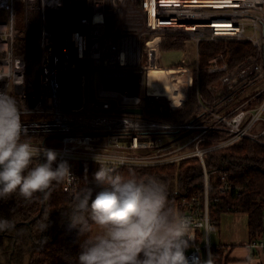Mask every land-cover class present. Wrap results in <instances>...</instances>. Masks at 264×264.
<instances>
[{
    "label": "built area",
    "instance_id": "2783aa9c",
    "mask_svg": "<svg viewBox=\"0 0 264 264\" xmlns=\"http://www.w3.org/2000/svg\"><path fill=\"white\" fill-rule=\"evenodd\" d=\"M16 1L0 0V46L5 48L11 44L15 49ZM22 1L36 18L26 33L28 51L22 55L15 51L23 66L22 73H17L23 75V85L10 91L28 111L22 117L25 138L55 151L56 164L66 161L69 165L73 178L71 183L62 181V191L76 193L88 185L87 168L92 164L94 176L102 164L119 173L123 168L198 156L203 166V195L183 199L179 213L191 220L194 231L185 251L188 264L212 261L214 245L209 237L216 226L210 203L218 201L229 184L224 181L218 194L210 198L212 186L203 156L242 136L258 139L264 135V125L257 133L251 131L256 123L264 122V101L252 110L235 111L230 121L218 119V124L206 125L203 132L191 137L192 124L205 119L211 108L204 106V112L191 121L155 116L170 114L183 105L188 61L185 56L173 71L152 73L145 40L153 34H184L196 49L205 41L249 42L257 55L238 66L230 68L222 53L209 58L207 64L210 73H221L209 89L231 90L241 84L239 89L246 90L264 79V0ZM6 84V80L0 81V89ZM163 92L165 95L159 94ZM210 130H226L228 137L199 146ZM247 248L255 258L250 264H264V216L262 229L250 237Z\"/></svg>",
    "mask_w": 264,
    "mask_h": 264
},
{
    "label": "trees",
    "instance_id": "16d2710c",
    "mask_svg": "<svg viewBox=\"0 0 264 264\" xmlns=\"http://www.w3.org/2000/svg\"><path fill=\"white\" fill-rule=\"evenodd\" d=\"M24 16L23 1L17 0L14 7L16 30L21 28ZM188 41V36L184 34L149 36L145 40L149 71L156 74L173 71L178 63L164 66L159 54L161 51L184 50ZM23 47L24 40L17 34V55H22ZM218 53L224 55L232 68L244 59L256 56L257 49L249 42H201L198 49L199 68L188 66V89L183 105L170 114H156V117L176 122L191 121L204 112V106H215L225 97L220 95L213 99L208 88L221 76V73H210L207 68V60ZM240 86L241 84L234 86L228 93L237 91ZM263 100L264 92L257 97L258 103ZM233 115L231 113L228 117ZM259 122L263 128L264 122ZM221 125L225 123L221 122ZM256 129L253 126L251 131L256 132ZM205 136L207 139L201 141L199 146H209L222 140L228 137V132L210 130ZM260 139L264 140V137ZM193 146L194 144L191 145ZM203 157L212 186L210 198L218 194V186L224 181L229 184L226 192L220 194V199L210 203V216L215 226L219 225L220 215L224 212H246L252 237L263 227L264 145L242 136L226 146L208 151ZM40 162H44V159ZM53 167H56V162ZM94 169L93 164L87 168L91 182L76 193H65L62 191V182H53L47 190V196L45 193H36L29 201L17 191L7 199H0V218L8 219L13 225L10 230L0 231V264H78L81 245L91 238L93 224L89 221V231L81 234L78 228L70 227L69 217L77 203L78 193L87 188H92L94 192L99 190L93 176ZM119 173L125 177L135 175L138 178H158L167 187L169 203L174 211H181L180 202L183 199L203 195V166L198 156L157 166L123 168ZM46 223L48 227L43 230L41 226ZM230 250L226 245H214L211 250L212 264H229L232 259ZM247 260H250L249 257Z\"/></svg>",
    "mask_w": 264,
    "mask_h": 264
},
{
    "label": "clouds",
    "instance_id": "9594fccd",
    "mask_svg": "<svg viewBox=\"0 0 264 264\" xmlns=\"http://www.w3.org/2000/svg\"><path fill=\"white\" fill-rule=\"evenodd\" d=\"M0 53V81H7L0 89V199L18 191L31 201L36 193L47 196L53 182L71 183L73 176L66 161L53 167L55 151L25 138L22 117L28 111L12 94L16 86L23 85V75H17L23 66L11 44L0 46ZM94 180L99 190L87 188L78 193L69 217L70 227L81 234L89 231V221L97 229L81 245L78 264H188L185 251L194 239L192 222L173 210L162 181L151 176L125 177L103 164ZM12 227L8 219L0 218V231ZM41 227L45 230L48 224Z\"/></svg>",
    "mask_w": 264,
    "mask_h": 264
},
{
    "label": "rangeland",
    "instance_id": "374dc122",
    "mask_svg": "<svg viewBox=\"0 0 264 264\" xmlns=\"http://www.w3.org/2000/svg\"><path fill=\"white\" fill-rule=\"evenodd\" d=\"M23 5H24L25 16H24L21 28H17V30H16V38H17V34H18V37L22 38L24 40V47H23V53L22 54H24L28 51V45H27V41H26V38H27L26 33L28 30V26H29L30 22L34 21L36 18V14H35L34 10L33 9H27L26 3L24 1H23ZM197 52H198V49L195 48L194 44L191 41H188L184 50L161 51L159 56H160L161 64L164 66H169L172 63H179V61L186 56V59L188 61V66L194 65L196 67L197 65L199 66V64H200V57H197V54H198ZM250 57H253V56H250ZM250 57L244 59L242 62L246 61ZM208 60H207V63H208ZM239 64L240 63H238L235 66H238ZM209 91H210V94H211L213 99L219 97L220 95L225 96L222 98L223 102L221 104L223 106H220L221 105L220 102L218 104H216L215 107L212 105L213 108L210 107L211 109H209V111H207V117L205 119L198 120L197 122L195 121L192 124L193 126L190 128V131H189L191 137H194L198 133L203 132V129L206 125L208 126L211 124H216L218 119L220 120V119L224 118L226 121H230L231 117H228V115L231 113L235 114L234 111L236 109L237 103L238 104L242 103L243 104L242 107H245L246 99H251V101L253 102V104L251 102L249 104V106L254 105V104L256 106V105H259L260 103H262L264 100L262 102L258 103L257 97L261 93L264 92V79L259 81L257 84L253 85L251 88H248L246 90L245 89H239L237 91V93H235L234 95H229L230 93H228V92H230L231 90H226L225 88L221 89V91L220 90L219 91L218 90L212 91L211 89H209ZM218 92H220L219 96L217 95ZM237 98H239V100L236 103ZM242 107H240V108L244 109V110L248 108L247 105L245 108H242ZM247 116H248V114H247ZM247 116L244 117V120ZM240 127L242 128V125H240ZM206 134H207V132H206ZM260 138H261V136L258 137V139H260ZM96 231H97V229L93 225L91 238L95 235ZM209 238H210V242L212 245H217V244L221 243V240L219 238V234H218L217 230L212 231L210 233ZM244 240L247 242V239H244Z\"/></svg>",
    "mask_w": 264,
    "mask_h": 264
},
{
    "label": "crops",
    "instance_id": "0c3cea01",
    "mask_svg": "<svg viewBox=\"0 0 264 264\" xmlns=\"http://www.w3.org/2000/svg\"><path fill=\"white\" fill-rule=\"evenodd\" d=\"M238 100L239 98H237L236 103L238 102ZM251 102V99H246L245 107L247 105V110H252L253 108L258 106H255V104L249 106ZM242 106V103H237L235 111L240 110V107ZM254 126L257 127V129L255 130L256 132L254 133H257L262 129L261 122L256 123ZM261 137H264V135H262ZM254 140H257L261 144H263L261 141H264L262 139H259L261 141H259L258 139ZM216 230L218 231L219 238L221 240V243L217 244V246L226 245L231 249L230 251L232 259L229 261V264H250L255 262V258L252 256L251 251H249V249L247 248V242L249 241L251 236L249 230L248 213L238 211L222 213L220 215L219 225L216 227ZM244 239H247V242ZM248 257L250 259L249 261L247 260Z\"/></svg>",
    "mask_w": 264,
    "mask_h": 264
},
{
    "label": "water",
    "instance_id": "95a60500",
    "mask_svg": "<svg viewBox=\"0 0 264 264\" xmlns=\"http://www.w3.org/2000/svg\"><path fill=\"white\" fill-rule=\"evenodd\" d=\"M126 111H140L139 109H135V108H126Z\"/></svg>",
    "mask_w": 264,
    "mask_h": 264
},
{
    "label": "bare ground",
    "instance_id": "6f19581e",
    "mask_svg": "<svg viewBox=\"0 0 264 264\" xmlns=\"http://www.w3.org/2000/svg\"><path fill=\"white\" fill-rule=\"evenodd\" d=\"M159 94H161V95H165V93L163 92V93H159Z\"/></svg>",
    "mask_w": 264,
    "mask_h": 264
}]
</instances>
